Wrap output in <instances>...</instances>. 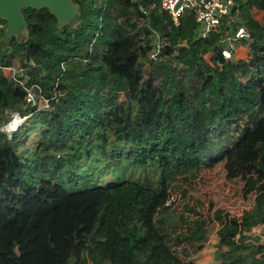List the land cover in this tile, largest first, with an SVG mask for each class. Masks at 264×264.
Segmentation results:
<instances>
[{
  "label": "trees",
  "instance_id": "obj_1",
  "mask_svg": "<svg viewBox=\"0 0 264 264\" xmlns=\"http://www.w3.org/2000/svg\"><path fill=\"white\" fill-rule=\"evenodd\" d=\"M73 4L74 26L23 9L25 35L0 33V264H78L82 254L89 264H195L213 223L219 264H264L253 233L264 228V0L239 5L228 28L250 33L238 41L248 54L230 61L219 55L225 27L200 38L192 12L175 25L156 0ZM14 59L24 77L5 75ZM11 113L25 119L8 134ZM45 129L73 152L91 144L96 169L108 164L86 176L49 153ZM219 163L252 204L240 216L174 210L172 192L185 196L183 183ZM118 168L142 175L118 181ZM105 171L114 179L97 181Z\"/></svg>",
  "mask_w": 264,
  "mask_h": 264
},
{
  "label": "rangeland",
  "instance_id": "obj_2",
  "mask_svg": "<svg viewBox=\"0 0 264 264\" xmlns=\"http://www.w3.org/2000/svg\"><path fill=\"white\" fill-rule=\"evenodd\" d=\"M99 2L101 0H98ZM99 5V3H97ZM92 14L95 17V23L97 22V6H93ZM252 16L254 19L261 21L260 13L253 10ZM234 20H241L240 15H236ZM3 24V28L5 29L4 22L0 21ZM0 33H4L3 29H0ZM153 37V38H152ZM150 38L152 43H156L158 38L152 34ZM161 41V37H160ZM234 43V42H230ZM248 48V47H247ZM242 51L243 48H241ZM153 52V51H152ZM31 64L33 62L30 61ZM5 75L10 78H17L18 76H25V71L20 69L18 66V62L16 59L13 60V64L9 69L5 70ZM32 93V92H31ZM33 94V93H32ZM47 105V102L43 99H39L38 107L42 108ZM12 121V119H10ZM5 129V128H4ZM42 130V129H41ZM56 130L53 129H45V141H47V149L50 154H59L61 158L65 160V162L69 163L68 165H77L83 164L86 167L87 173L86 176H92L95 170H101L108 164V161H105L102 165L96 169L92 165L93 155H92V146L88 144V148L83 150V148H78V152H73V148H77V146H72L70 142H66L64 140H60L58 135L55 134ZM37 138L36 136H32L29 140L28 146H32L36 144ZM64 145V151H56ZM67 160V161H66ZM94 172V173H93ZM97 172V171H96ZM127 172V173H126ZM126 172L120 168L116 170L118 181H122L123 179H130L128 175L132 177L139 178L142 175V172L138 170L128 171ZM96 175V174H95ZM149 175L152 177V180L155 179L156 173L149 171ZM85 176V177H86ZM98 178L97 181L102 180L103 182L112 181L114 178L110 172H103L99 175H96ZM187 183V182H186ZM183 183V187L186 190V195L183 196L181 189H176L171 194V201L173 203V209L178 211L182 208L184 203H187L189 206L194 207L196 210L201 212V216L203 218H207L211 215L215 210L220 209L223 212L229 213L231 216H240L243 210L247 209L252 204V196H245L243 193V181L239 179H234L232 181H228L225 178V170L222 165L219 163L212 168L203 170L199 176L194 179L188 181V183ZM169 203V202H168ZM210 233L208 235L207 242L203 245L202 249L198 251V253L192 255V259L195 264H218V262L214 258L215 251L217 249V230L218 226L216 223H213L210 227ZM255 235L261 236V242L264 240V228L257 227L253 230ZM81 261L78 264H89L86 260L84 254L81 256Z\"/></svg>",
  "mask_w": 264,
  "mask_h": 264
},
{
  "label": "built area",
  "instance_id": "obj_3",
  "mask_svg": "<svg viewBox=\"0 0 264 264\" xmlns=\"http://www.w3.org/2000/svg\"><path fill=\"white\" fill-rule=\"evenodd\" d=\"M160 8L166 12L175 25H178L180 18L185 12H192L194 21L199 27V37L207 38L211 33L217 32L221 26L225 27L222 43L230 44L232 41L249 40L250 33L242 25L236 26L233 30L228 26L234 23V18L240 4H245L248 0H156ZM155 3H152L154 7ZM0 29L3 24L0 23ZM158 41L155 43V50L150 58H155L159 53V36L155 34ZM223 61L232 60L231 50L227 46L219 51ZM9 69V68H8ZM32 90H27L28 99L35 101ZM49 109L48 105L44 106ZM9 122L5 126V131L10 134L17 130L18 125L25 119L20 118L17 113H11Z\"/></svg>",
  "mask_w": 264,
  "mask_h": 264
},
{
  "label": "water",
  "instance_id": "obj_4",
  "mask_svg": "<svg viewBox=\"0 0 264 264\" xmlns=\"http://www.w3.org/2000/svg\"><path fill=\"white\" fill-rule=\"evenodd\" d=\"M23 9L40 11L46 9L56 19L57 26H74L79 13L73 0H0V21L5 23L3 41L19 40L25 35L27 23Z\"/></svg>",
  "mask_w": 264,
  "mask_h": 264
},
{
  "label": "crops",
  "instance_id": "obj_5",
  "mask_svg": "<svg viewBox=\"0 0 264 264\" xmlns=\"http://www.w3.org/2000/svg\"><path fill=\"white\" fill-rule=\"evenodd\" d=\"M253 10L260 13V17H261V12L257 11L255 8H252L250 10V13L253 14ZM257 20V19H256ZM238 22V21H237ZM239 26V25H237ZM235 27H232V30ZM234 43H230V44H226L227 48L229 50H231V54H232V60H245L248 54V48L247 47H242V45L240 43H238V41H232ZM241 48H243L244 51L241 50ZM219 264V263H218Z\"/></svg>",
  "mask_w": 264,
  "mask_h": 264
}]
</instances>
